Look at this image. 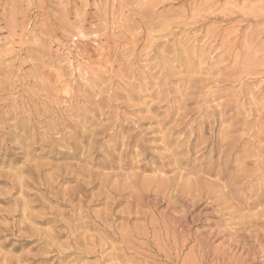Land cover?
<instances>
[{
    "label": "rangeland",
    "instance_id": "rangeland-1",
    "mask_svg": "<svg viewBox=\"0 0 264 264\" xmlns=\"http://www.w3.org/2000/svg\"><path fill=\"white\" fill-rule=\"evenodd\" d=\"M0 264H264V0H0Z\"/></svg>",
    "mask_w": 264,
    "mask_h": 264
},
{
    "label": "bare ground",
    "instance_id": "bare-ground-1",
    "mask_svg": "<svg viewBox=\"0 0 264 264\" xmlns=\"http://www.w3.org/2000/svg\"><path fill=\"white\" fill-rule=\"evenodd\" d=\"M196 202V201H195ZM195 202H193V203H195ZM198 202V201H197ZM197 205V204H196Z\"/></svg>",
    "mask_w": 264,
    "mask_h": 264
}]
</instances>
